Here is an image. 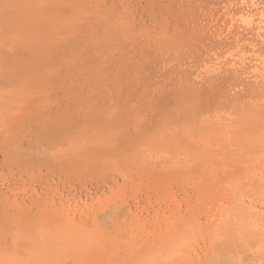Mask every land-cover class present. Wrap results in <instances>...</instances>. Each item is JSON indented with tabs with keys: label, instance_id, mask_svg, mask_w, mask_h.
Listing matches in <instances>:
<instances>
[{
	"label": "rangeland",
	"instance_id": "374dc122",
	"mask_svg": "<svg viewBox=\"0 0 264 264\" xmlns=\"http://www.w3.org/2000/svg\"><path fill=\"white\" fill-rule=\"evenodd\" d=\"M263 92L264 0H0V264H177L225 190L264 264Z\"/></svg>",
	"mask_w": 264,
	"mask_h": 264
},
{
	"label": "bare ground",
	"instance_id": "6f19581e",
	"mask_svg": "<svg viewBox=\"0 0 264 264\" xmlns=\"http://www.w3.org/2000/svg\"><path fill=\"white\" fill-rule=\"evenodd\" d=\"M246 88V87H245ZM262 90V89H261ZM259 91V90H258ZM264 93V92H263ZM259 94V93H258ZM253 96V95H252ZM259 96H261V94L259 95ZM262 96H263V94H262ZM235 97H233V99H234ZM210 99V98H209ZM232 100V99H231ZM190 102H191V100H189ZM189 102V103H190ZM193 102V101H192ZM192 102H191V104H192ZM235 103V102H234ZM231 104H233L232 102H231ZM195 105V104H194ZM234 106V105H233ZM235 107H236V105H235ZM257 107H259V106H257ZM199 108V107H198ZM186 109V108H185ZM262 109V108H261ZM183 110H184V108H183ZM190 110V109H189ZM199 110V109H198ZM202 110V109H201ZM261 111V110H260ZM188 115V114H187ZM186 115V116H187ZM248 116V115H247ZM247 118V117H246ZM179 119V118H178ZM248 119V118H247ZM250 119V118H249ZM254 119V118H253ZM260 121V120H259ZM245 122H246V120H245ZM248 122V121H247ZM257 124H259V122L256 120L255 121ZM250 123L251 122H249V123H247V125L248 126H250ZM257 124H255V125H257ZM262 124H263V120H262ZM252 128H250V129H254L255 128V126H254V124L252 123ZM260 125V124H259ZM247 126V128L249 129V127ZM254 127V128H253ZM260 127V126H259ZM244 128H246V127H244ZM245 130L244 132L242 131V133L244 134V136H242L243 138H242V144L245 146V144H246V148H245V156H246V158H245V156H244V158L246 159V162H245V164L247 165V167L250 165V166H252L251 165V163L252 162H254L253 164V166H252V168L254 169V171H255V173L253 174L254 175V177H257L258 175L256 174V172H258V170H255V169H260V167L262 168H264V129L262 130V128H257V130L255 129V130ZM258 129H261V130H258ZM180 139V138H179ZM243 140H245V144L243 143ZM240 141V140H239ZM239 141H237V143H240ZM235 142V141H234ZM241 144V143H240ZM258 144H262V146H259ZM242 145V146H243ZM255 145H258L259 147H261L262 148V150L260 149H258V151L256 152L255 150H257V148H255L254 149V147H256ZM251 162V163H250ZM256 162V163H255ZM248 163H250V164H248ZM249 168V167H248ZM257 183H258V180H257ZM245 185H243V183H241L240 185L242 186H240L241 187V189H239L240 190V197H244V195L247 193V191L250 189L248 186H249V184H248V182L247 183H244ZM239 187V188H240ZM222 190H225V189H222ZM227 191L225 190V191H222V194L220 195V196H218V198L217 199H215V201L214 202H211V205H209V206H205L204 205V209L203 210H201L202 211V213L201 214H199V216H198V218H200V220H201V225L203 226H201V229H202V231H203V234L202 233H200L201 231V229H199V231L197 232L198 234H202V236L201 235H199V236H201V238H199L198 237V234H197V236H195L194 235V237L196 238V237H198L200 240H202V244H203V246L200 244H198V242L195 244H189L188 246L189 247H187V248H184L185 247V245H184V247H182L181 245V247L180 246H175V245H173V242H175V241H173L172 243H171V241L169 242L170 243V245H169V247L167 248V250L168 251H166V250H164L165 252H166V254H168V255H164L165 257L167 256V257H171V256H174V258L176 257V255H177V257H179L178 255H181V253H183L184 255L186 254L187 255V257H189V259L190 260H188V261H185V262H182V263H180L181 262V260L182 259H184L183 257H182V255H181V260H179V258H177V260H176V258H175V260L173 259V257H171V259H170V261L169 262H171V260H174V261H176L175 263H177V264H241L243 261H242V258H244L246 255H248L247 253H244L245 255H238V257L237 258H234L233 256L235 255V256H237L236 254H238L240 251H242L241 249H239V248H237V249H239V251H238V253H237V251H236V254H234V255H229L230 257H229V260H228V255H226V257L224 256V254L225 253H223V255H220V256H224L225 257V259L224 258H222V257H220L219 258V256H218V253H216L217 254V256L216 255H214V254H211L210 253V251H209V253H208V251L207 250H205V252L203 253L202 251H204V250H202V248L201 247H203V248H205V246H206V249H210V247L212 246V247H214L213 249H215L217 246H216V240H218L219 238H221V236L222 235H224L225 236V238H223L224 236H222V238H221V240L220 241H222L223 239H225V241L228 239V238H226V236H227V234H228V236H229V238L233 235V237H231V238H234V236H235V233H237V232H239L238 234H240V230L238 231L237 229L240 227V224H241V227H242V223L241 222H243L242 220H243V218H242V216H241V212L239 211V207H238V202H234L233 203V201L231 200V199H229V197L227 196ZM206 204H208V203H206ZM205 207H206V210H205ZM205 210V211H204ZM198 218L196 217L195 219H197L198 220ZM196 220V221H197ZM200 220H199V222H200ZM197 224H198V222H197ZM200 224V223H199ZM204 224V225H203ZM263 224H264V222H263ZM262 224V225H263ZM200 226L198 227V226H196V227H198V228H200ZM237 226H239V227H237ZM236 227V228H235ZM240 227V228H241ZM187 228V227H186ZM239 228V229H240ZM256 228H260V230H262L261 232H260V230H259V232L257 231L258 229H256V231H255V236H256V238L255 239H250L251 241L249 242V245L250 244H252V245H255V244H259L260 242H261V246H262V244H264V239H262L261 237H259L258 235H264L263 233H264V229H263V227L261 226V227H259V226H257ZM233 229H236L235 231L233 230ZM182 230V229H181ZM185 229H183V231H184ZM191 230H192V232L194 231L195 232V230H193L192 228H191ZM198 230V229H197ZM190 232V231H189ZM233 232H235V233H233ZM257 232V233H256ZM171 233H173V231L171 232ZM178 233V232H177ZM180 233V232H179ZM186 233H188V232H186ZM260 233V234H259ZM262 233V234H261ZM174 234H176V233H174ZM173 234V235H174ZM183 234V233H182ZM181 234V235H182ZM190 234V233H189ZM231 234V235H230ZM253 234V235H254ZM177 235V234H176ZM179 235V234H178ZM188 235V234H187ZM252 235V236H253ZM188 236H190V235H188ZM178 237V236H177ZM182 237V236H181ZM180 237V238H181ZM236 237H238L239 238V236L238 235H236ZM235 237V238H236ZM172 238V237H171ZM183 238V237H182ZM188 238V237H187ZM233 239V241H235L236 239ZM246 238H249V237H246ZM252 238V237H251ZM257 238H259V239H257ZM262 240H261V239ZM263 238H264V236H263ZM178 239V238H177ZM183 239H185V237L183 238ZM193 239V238H192ZM192 239H190V240H192ZM244 239V238H243ZM169 240V239H168ZM171 240H173V239H171ZM180 240V239H179ZM194 240V239H193ZM217 241L218 243L217 244H219V242L220 241ZM231 240V239H230ZM238 240V239H237ZM236 240V241H237ZM248 240V239H247ZM254 240V241H253ZM177 241V240H176ZM184 241V240H183ZM182 241V242H183ZM186 241V240H185ZM184 241V242H185ZM187 241H188V239H187ZM196 241H197V239H196ZM199 241V240H198ZM239 241V240H238ZM241 241H243V240H241ZM256 241V243H254ZM258 241V242H257ZM181 242V241H180ZM193 242V241H192ZM213 242H215L214 244H213ZM245 242V241H244ZM251 242H253V243H251ZM168 243V242H167ZM232 243H235V242H232ZM242 243V242H241ZM175 244H179L178 242L177 243H175ZM181 244V243H180ZM183 244V243H182ZM188 244V243H187ZM187 244H186V246H187ZM238 244H239V242H238ZM243 244V243H242ZM241 244V245H242ZM248 244V243H247ZM191 245V246H190ZM249 245H245V247L247 248ZM251 246V245H250ZM237 247V246H236ZM244 247V248H245ZM165 248V247H164ZM201 248V252L203 253V255H201L200 254V252H199V249ZM256 248V247H255ZM259 248V247H258ZM237 249H235V250H237ZM249 249H251L252 250V248H249ZM216 250V249H215ZM250 250V251H251ZM249 251V252H250ZM164 252V253H165ZM168 252V253H167ZM207 252V253H206ZM235 252V251H234ZM244 252V251H243ZM252 252V251H251ZM250 252V253H251ZM230 253V252H229ZM239 254H243V253H239ZM192 255V256H191ZM195 255V257L198 259V261L193 257ZM164 256H161L160 255V257H161V259L163 260L165 257ZM201 256H203L204 258H201ZM244 256V257H243ZM186 257V258H187ZM231 257H233L232 259H230ZM156 258V257H155ZM199 259H201V260H199ZM245 259H246V257H245ZM152 260V259H151ZM155 260V259H154ZM153 260V261H154ZM157 260H159V259H157ZM165 260V259H164ZM193 260V261H192ZM194 260H196V262L194 261ZM149 261V260H148ZM156 261V260H155ZM154 261V262H155ZM160 261V260H159ZM158 261V263H160ZM174 261L172 262V263H174ZM162 262V261H161ZM189 262V263H188ZM150 263V262H149ZM148 263V264H149ZM155 263H157V262H155ZM167 263V262H166ZM249 263V262H248ZM247 263V264H248ZM163 264H165V263H163ZM249 264H251V263H249Z\"/></svg>",
	"mask_w": 264,
	"mask_h": 264
}]
</instances>
